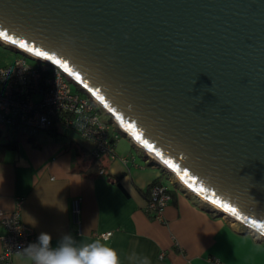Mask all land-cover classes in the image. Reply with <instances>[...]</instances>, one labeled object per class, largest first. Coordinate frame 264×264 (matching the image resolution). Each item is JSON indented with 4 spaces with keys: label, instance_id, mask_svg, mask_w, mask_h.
Instances as JSON below:
<instances>
[{
    "label": "water",
    "instance_id": "water-1",
    "mask_svg": "<svg viewBox=\"0 0 264 264\" xmlns=\"http://www.w3.org/2000/svg\"><path fill=\"white\" fill-rule=\"evenodd\" d=\"M0 44L264 242V0H0Z\"/></svg>",
    "mask_w": 264,
    "mask_h": 264
},
{
    "label": "crops",
    "instance_id": "crops-1",
    "mask_svg": "<svg viewBox=\"0 0 264 264\" xmlns=\"http://www.w3.org/2000/svg\"><path fill=\"white\" fill-rule=\"evenodd\" d=\"M113 135H117L115 127L109 129V136ZM128 142L137 157L118 155L114 143V159L101 162L104 175L91 177L83 174L78 153L90 155L92 146L75 133L37 131L32 140L19 141L0 156V214L18 210L35 241L46 233L53 247L67 234L81 245L101 242L118 252L120 264H141L144 258L150 264H264V242L245 233L241 224L207 212L187 192L175 189L174 201L162 209L159 219L148 218L139 191L156 179L162 185L158 171H163L148 164L146 154ZM134 157L157 174L140 168ZM106 175L118 178L117 182ZM73 200L79 202L75 219ZM106 233H110L107 239L99 237ZM4 235L0 225V239ZM2 252L0 242V256ZM8 264L30 262L11 255Z\"/></svg>",
    "mask_w": 264,
    "mask_h": 264
},
{
    "label": "built area",
    "instance_id": "built-area-1",
    "mask_svg": "<svg viewBox=\"0 0 264 264\" xmlns=\"http://www.w3.org/2000/svg\"><path fill=\"white\" fill-rule=\"evenodd\" d=\"M35 63L30 66L25 59H16L0 68V127L24 136L55 129L71 131L91 144L93 158L113 160L112 142L117 136H109V129L114 124L102 122L99 106L80 95L77 89L72 91L69 79L58 68L44 62ZM165 190L161 186L149 189L145 212L154 220L159 219L170 201ZM78 208V200H73L74 219ZM0 225L5 231L0 239L3 250L0 261L8 264L11 255L23 256L20 251L36 241L32 230L21 223L16 209L0 214ZM109 236L106 233L99 237Z\"/></svg>",
    "mask_w": 264,
    "mask_h": 264
},
{
    "label": "clouds",
    "instance_id": "clouds-1",
    "mask_svg": "<svg viewBox=\"0 0 264 264\" xmlns=\"http://www.w3.org/2000/svg\"><path fill=\"white\" fill-rule=\"evenodd\" d=\"M30 264H120L118 252L105 244L92 241L81 245L71 234L62 236L57 245L51 237L41 233L37 242L20 251ZM141 264H150L147 258Z\"/></svg>",
    "mask_w": 264,
    "mask_h": 264
},
{
    "label": "trees",
    "instance_id": "trees-1",
    "mask_svg": "<svg viewBox=\"0 0 264 264\" xmlns=\"http://www.w3.org/2000/svg\"><path fill=\"white\" fill-rule=\"evenodd\" d=\"M77 91L80 95L90 99L81 89L77 88ZM109 123H110V120H109ZM2 128V127H1ZM0 128V156L2 155V153L6 150H13L16 148L17 146V143L19 141H22V140H26V141H30L33 139V136H24V135H21V134H17V133H13V132H10L9 130H4L2 131ZM116 133L117 135L119 136H123L122 133H120L118 130H116ZM116 135V136H117ZM117 136V137H118ZM116 141V140H115ZM114 142L113 143V150H114ZM79 155L82 156L83 158V164L85 166V170L83 171L86 176H91V177H96V176H100V175H104V172H103V166H102V159L98 158H93L91 155H87V154H83L82 151H80L78 153ZM113 155H114V152H113ZM101 172V174H99ZM107 179H109L110 181L112 182H117V179L118 178H113L112 179L110 178V176L106 175L105 176ZM153 186H161V187H164L162 186L158 180H154L152 181L150 184H148V186L145 187L144 190H141L139 191V195H141L145 201L147 202L148 201V192H149V189ZM165 192L167 193V195L169 196L170 198V201L169 202H173L174 201V197H175V188L173 189H168L165 187ZM148 218L150 219H153L152 216L148 215Z\"/></svg>",
    "mask_w": 264,
    "mask_h": 264
},
{
    "label": "rangeland",
    "instance_id": "rangeland-1",
    "mask_svg": "<svg viewBox=\"0 0 264 264\" xmlns=\"http://www.w3.org/2000/svg\"><path fill=\"white\" fill-rule=\"evenodd\" d=\"M16 59H25L26 63L30 66L36 65V63L33 60H30L29 58L24 57L22 54L15 52L10 47H6V46L0 44V68L10 65ZM69 86H70V89L72 91H74L76 89V86L72 83H70ZM100 119L105 124L109 123V118L103 112H100ZM1 130L4 131L5 129L1 128ZM39 132H41V131H39ZM39 134H41V133H39ZM115 144H116L115 149H116V152L118 153V155L130 154L131 156H135V153H136L135 149L131 148L130 143L128 142L127 139H125L119 135ZM138 152H141V151L138 149ZM135 157H137V156H135ZM134 162H135V164H138V166L140 168L152 170L151 167H146L145 164L143 162H141L140 159H138V158L137 159L135 158ZM152 163L153 162L151 160L148 162V164H152ZM149 168H151V169H149ZM152 171L157 174V171H155V170H152ZM158 174H159L158 176L160 177V181L164 187H166L168 189L174 188V185H172L171 183L173 182V184H174L175 180H174V178H172L171 174H169L167 172L166 173H160L159 171H158ZM168 178L171 180V183L169 182ZM202 206H204V205H202Z\"/></svg>",
    "mask_w": 264,
    "mask_h": 264
},
{
    "label": "bare ground",
    "instance_id": "bare-ground-1",
    "mask_svg": "<svg viewBox=\"0 0 264 264\" xmlns=\"http://www.w3.org/2000/svg\"><path fill=\"white\" fill-rule=\"evenodd\" d=\"M3 42V41H2ZM6 43V42H4ZM7 44V43H6ZM178 181V182H177ZM176 181V187L179 188V189H186L188 192H190V194H193L195 195L201 202H203L206 206H208L210 209L212 210H216V211H219V212H223V214H225L228 218H232L236 221H238V218H234L232 215H229L227 212H224L222 211L217 205L213 204L212 202H210L209 200L205 199L204 197L198 195L197 193L189 190L187 187H185L182 182L178 179ZM255 231V229H254Z\"/></svg>",
    "mask_w": 264,
    "mask_h": 264
},
{
    "label": "snow or ice",
    "instance_id": "snow-or-ice-1",
    "mask_svg": "<svg viewBox=\"0 0 264 264\" xmlns=\"http://www.w3.org/2000/svg\"><path fill=\"white\" fill-rule=\"evenodd\" d=\"M56 63H59V61H56ZM77 79H79V77H77ZM136 139H137V140H139V139H140V137H139V136H137V137H136Z\"/></svg>",
    "mask_w": 264,
    "mask_h": 264
}]
</instances>
